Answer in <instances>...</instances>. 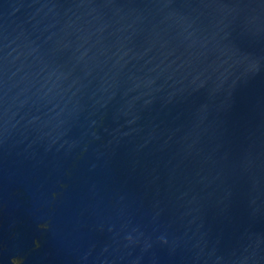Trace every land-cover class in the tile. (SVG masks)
<instances>
[{
	"label": "water",
	"instance_id": "obj_1",
	"mask_svg": "<svg viewBox=\"0 0 264 264\" xmlns=\"http://www.w3.org/2000/svg\"><path fill=\"white\" fill-rule=\"evenodd\" d=\"M0 264H264V0H0Z\"/></svg>",
	"mask_w": 264,
	"mask_h": 264
}]
</instances>
